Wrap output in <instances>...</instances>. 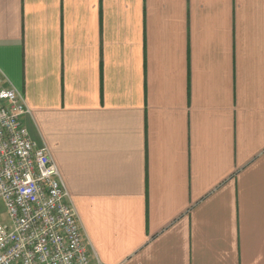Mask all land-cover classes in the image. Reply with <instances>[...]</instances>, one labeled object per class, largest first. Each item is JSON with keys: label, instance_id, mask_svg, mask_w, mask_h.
<instances>
[{"label": "crops", "instance_id": "crops-1", "mask_svg": "<svg viewBox=\"0 0 264 264\" xmlns=\"http://www.w3.org/2000/svg\"><path fill=\"white\" fill-rule=\"evenodd\" d=\"M0 78L92 264H264V0H0Z\"/></svg>", "mask_w": 264, "mask_h": 264}, {"label": "built area", "instance_id": "built-area-1", "mask_svg": "<svg viewBox=\"0 0 264 264\" xmlns=\"http://www.w3.org/2000/svg\"><path fill=\"white\" fill-rule=\"evenodd\" d=\"M28 112L0 78V264H92L59 170L22 121Z\"/></svg>", "mask_w": 264, "mask_h": 264}, {"label": "rangeland", "instance_id": "rangeland-1", "mask_svg": "<svg viewBox=\"0 0 264 264\" xmlns=\"http://www.w3.org/2000/svg\"><path fill=\"white\" fill-rule=\"evenodd\" d=\"M27 130H28V133H31V134L33 135V138L30 136L31 139H32V140H37V139H36L37 137L35 136L36 134L34 133V131H33V129H32L31 123L28 124V126H27ZM31 134H29V135H31ZM0 210L2 211V213H4V212H3L4 208H3V205H2V202H1V201H0Z\"/></svg>", "mask_w": 264, "mask_h": 264}]
</instances>
